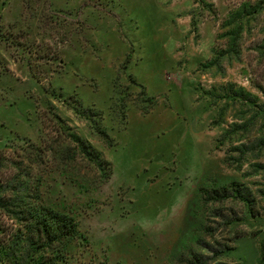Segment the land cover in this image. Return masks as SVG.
<instances>
[{"label":"rangeland","instance_id":"1","mask_svg":"<svg viewBox=\"0 0 264 264\" xmlns=\"http://www.w3.org/2000/svg\"><path fill=\"white\" fill-rule=\"evenodd\" d=\"M58 117L113 166L27 178L69 264H264V0H0L2 186ZM23 222L0 208V251Z\"/></svg>","mask_w":264,"mask_h":264},{"label":"trees","instance_id":"2","mask_svg":"<svg viewBox=\"0 0 264 264\" xmlns=\"http://www.w3.org/2000/svg\"><path fill=\"white\" fill-rule=\"evenodd\" d=\"M238 34V29L230 33L232 49L236 45ZM58 120L63 124L59 129V136L53 141H44L43 146L28 144L26 156L17 166L18 174L8 180L5 186L0 184V208L24 221V232L7 249L0 251L9 264H31L33 261H36L35 264H69L65 256L79 237L78 226L73 217L41 205L39 178L32 183L27 181V178H33L36 169L49 162L54 165L57 163L59 169L68 172L84 161L100 173L101 184L106 183L112 175V164L59 117ZM234 191L236 196L249 202L248 197L242 195L239 189ZM214 196L229 197L230 193L228 190H215ZM23 248H27L28 253L24 254V259H20ZM47 251L53 256L44 258L42 254Z\"/></svg>","mask_w":264,"mask_h":264}]
</instances>
